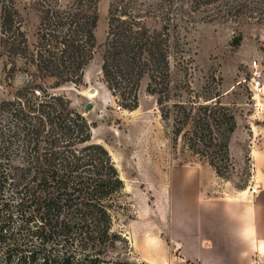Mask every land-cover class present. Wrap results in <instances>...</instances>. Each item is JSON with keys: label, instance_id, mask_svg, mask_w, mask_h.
Instances as JSON below:
<instances>
[{"label": "trees", "instance_id": "obj_1", "mask_svg": "<svg viewBox=\"0 0 264 264\" xmlns=\"http://www.w3.org/2000/svg\"><path fill=\"white\" fill-rule=\"evenodd\" d=\"M28 1L39 13L31 41L21 0H0V69L7 82L23 76L12 97H0V264H137L113 254L118 245L128 247L114 229L116 211L125 208L117 167L92 141L85 116L55 91L83 77L97 46L99 0ZM220 3L216 15L264 18V0H111L101 72L111 95L130 110L147 76L161 117L172 121L173 142L183 136L222 177L235 113L220 94L170 98L178 88L174 67L185 60L180 29Z\"/></svg>", "mask_w": 264, "mask_h": 264}, {"label": "rangeland", "instance_id": "obj_2", "mask_svg": "<svg viewBox=\"0 0 264 264\" xmlns=\"http://www.w3.org/2000/svg\"><path fill=\"white\" fill-rule=\"evenodd\" d=\"M110 2H98L97 46L81 81L62 84L55 91L92 125V141L108 150L123 180L120 201L125 208L116 211L114 229L126 236L128 247L118 245L113 254L137 264H199L184 258L180 247L193 239L200 264H236L234 258L216 254L219 244L213 229L218 224H213L211 208L216 202L254 201L255 193L248 190L253 168L260 179L264 175V108L254 109L249 85L251 62L257 60L264 69V18L251 12L216 15L222 3L214 4L178 33L185 42V60L174 67L178 88L170 98L220 94L221 102L235 113L230 164L222 165L223 176L217 177L183 136L173 142L172 121L161 117L156 95L147 90V76L139 82L134 109H126L111 95L101 72ZM19 9L31 41L39 13L28 0H21ZM3 73L0 69V97L10 98L23 84V76L17 72L7 82ZM259 101L264 106V93ZM241 188L246 190L238 192ZM256 264H264V259Z\"/></svg>", "mask_w": 264, "mask_h": 264}, {"label": "crops", "instance_id": "obj_3", "mask_svg": "<svg viewBox=\"0 0 264 264\" xmlns=\"http://www.w3.org/2000/svg\"><path fill=\"white\" fill-rule=\"evenodd\" d=\"M248 188L255 193L254 201L216 202L211 208L214 211L213 224H218L213 229L214 241L219 244L216 254L234 258L236 264H256L264 259V175L260 179L256 168H253ZM180 247L184 258H191L200 264L195 240L189 239L187 245L183 243ZM248 259H251L250 262Z\"/></svg>", "mask_w": 264, "mask_h": 264}, {"label": "built area", "instance_id": "obj_4", "mask_svg": "<svg viewBox=\"0 0 264 264\" xmlns=\"http://www.w3.org/2000/svg\"><path fill=\"white\" fill-rule=\"evenodd\" d=\"M251 76L249 80L252 92V100L254 109L262 111L264 106L260 103L259 97L264 93V69L257 60L251 62Z\"/></svg>", "mask_w": 264, "mask_h": 264}, {"label": "water", "instance_id": "obj_5", "mask_svg": "<svg viewBox=\"0 0 264 264\" xmlns=\"http://www.w3.org/2000/svg\"><path fill=\"white\" fill-rule=\"evenodd\" d=\"M90 91H93V89L91 88ZM90 104H91L90 102L86 103V105H85V109H88L89 106H90Z\"/></svg>", "mask_w": 264, "mask_h": 264}]
</instances>
